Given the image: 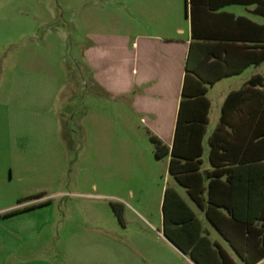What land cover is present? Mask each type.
<instances>
[{"label": "crops", "instance_id": "1", "mask_svg": "<svg viewBox=\"0 0 264 264\" xmlns=\"http://www.w3.org/2000/svg\"><path fill=\"white\" fill-rule=\"evenodd\" d=\"M121 2L127 10L126 30L87 33L88 40L81 49L82 63L90 79L111 101L107 105L109 111L120 110L123 124L128 123L129 112L137 114L147 137L152 133L167 147L172 141L184 74L187 73L184 93L191 94L188 98L201 86L205 87L203 96L208 106L198 164L205 199L208 181L205 173L212 168L208 161V137L218 122L223 98L230 90L246 85V80L256 74L261 76V83L252 86L264 95V58L245 63L255 55L252 50L257 49V44L264 50V34L254 26L264 25V15L256 10L255 0ZM260 36L263 39L257 43ZM21 57L17 56L16 62L21 63ZM32 59L33 46L30 45L26 61L32 62ZM226 70L234 72L223 73ZM13 78L27 79V87L24 91L18 83L13 89L15 101L0 102V264H195L163 236L161 217L160 231L151 225L147 233H118L95 227L92 232L80 234L78 248L73 253L77 262L65 259V262L56 263L52 256L42 255L39 246L24 248L25 236L37 237L38 222L33 216L23 214L33 207L28 208L29 205L18 199L15 203L6 200V172L11 171L14 161L22 158L23 141L36 147L39 142L49 141L54 136V128L60 125L50 115L39 119L37 76L32 72L15 71ZM23 92L27 93L25 106ZM110 121L119 122L114 118ZM162 157L167 171L169 154L155 158ZM167 174L181 187L184 196L167 184L162 190L165 186L173 188L191 208L199 221L200 234L217 243L235 264H245L206 219L203 210L189 198L185 187ZM161 197L162 191L160 203ZM200 214L206 225L201 223ZM22 218L29 221L24 222ZM263 260L252 264H260Z\"/></svg>", "mask_w": 264, "mask_h": 264}, {"label": "rangeland", "instance_id": "2", "mask_svg": "<svg viewBox=\"0 0 264 264\" xmlns=\"http://www.w3.org/2000/svg\"><path fill=\"white\" fill-rule=\"evenodd\" d=\"M121 1L0 0V102L15 101L18 83L26 90L27 79L14 80L15 71L32 72L39 119L50 115L60 125L36 147L23 141L22 158L6 172V200L19 199L34 208L23 214L37 219V237L25 236L22 245L39 246L56 263L77 262L73 253L79 235L95 227L147 233L151 225L160 231L162 186L184 196L167 174L165 159L153 156L139 116L129 112L123 124L120 110L109 111L111 101L82 63L87 33L126 30L127 10ZM30 45L32 62L26 61ZM26 96L23 92L24 106ZM111 118L119 122L111 123Z\"/></svg>", "mask_w": 264, "mask_h": 264}, {"label": "trees", "instance_id": "3", "mask_svg": "<svg viewBox=\"0 0 264 264\" xmlns=\"http://www.w3.org/2000/svg\"><path fill=\"white\" fill-rule=\"evenodd\" d=\"M255 1L256 10L264 15V2ZM254 26L264 34V25ZM262 39L260 36L257 43ZM256 47L252 50L255 55L245 63L264 58L261 44ZM186 78L187 73L183 77L170 146L148 134L153 155L169 154L167 172L185 187L186 194L203 210L234 253L245 264L255 263L264 258V95L252 86L261 83V76L248 78L246 85L230 90L222 100L218 122L208 137V161L212 168L205 173L208 178L205 199L198 164L208 102L203 96L204 86L188 98L191 94L184 93ZM111 208L121 221L114 204ZM160 211L163 236L195 264H235L217 243L200 234L193 211L169 186L162 190Z\"/></svg>", "mask_w": 264, "mask_h": 264}]
</instances>
